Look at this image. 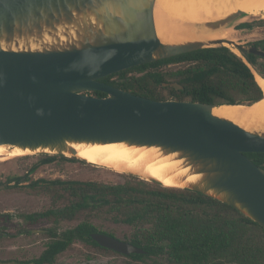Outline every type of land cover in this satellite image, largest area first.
<instances>
[{"label":"water","instance_id":"95a60500","mask_svg":"<svg viewBox=\"0 0 264 264\" xmlns=\"http://www.w3.org/2000/svg\"><path fill=\"white\" fill-rule=\"evenodd\" d=\"M155 4L0 0V146L67 157H79L74 146L80 144L158 147L162 155L181 160L179 170L187 168L178 177L187 183L175 188L227 203L264 228V168L246 155L264 152V130H249L216 115L213 109L224 104L155 100L101 80L148 62L227 46L225 42L240 53L264 57V50L245 49L233 39L164 42L157 34ZM245 16L239 9L194 26L209 34L232 30ZM93 91L107 95L88 93ZM91 237L126 256L146 252L103 232Z\"/></svg>","mask_w":264,"mask_h":264},{"label":"trees","instance_id":"16d2710c","mask_svg":"<svg viewBox=\"0 0 264 264\" xmlns=\"http://www.w3.org/2000/svg\"><path fill=\"white\" fill-rule=\"evenodd\" d=\"M253 25L252 22L241 23L246 28ZM261 43L264 44V41L256 42V45ZM244 58L256 66L260 57L246 54ZM245 60L229 47L221 45L137 65L101 80L155 100L168 99L158 93L161 87L168 89L169 96L178 100L250 105L262 100L264 93ZM176 62L187 63L185 68L173 74L176 82L183 86L182 89L165 87L164 82L168 81L160 70L161 66ZM132 71L145 74L129 76ZM114 77L117 78L113 80ZM93 93L101 97L107 95L101 91ZM246 155L264 168V152H249ZM57 159L87 162L76 157L43 153L30 171ZM21 179L20 176H12L9 180L19 184ZM40 183L60 186L67 192L70 203L64 208L28 214L25 217L29 222L36 223L40 218L51 216L73 219L81 211L107 208L113 221L136 229L131 238L125 241L146 252L127 256L134 261L164 257L168 264H264V228L233 206L201 192L159 184L157 187L150 184L144 187L139 184H105L61 178L32 180L28 185L36 187ZM93 232L115 236L99 230L88 220L60 234L49 230L52 239L47 242L41 255L29 262L53 264L57 256L76 240L123 255L100 246L91 237Z\"/></svg>","mask_w":264,"mask_h":264},{"label":"rangeland","instance_id":"374dc122","mask_svg":"<svg viewBox=\"0 0 264 264\" xmlns=\"http://www.w3.org/2000/svg\"><path fill=\"white\" fill-rule=\"evenodd\" d=\"M179 10L178 7H176ZM180 19L181 11L179 10ZM257 12V11H256ZM243 22H252L254 26L250 29L237 28ZM232 32L236 41L248 49L251 42L264 41V14L250 15L238 19ZM236 32V33H235ZM233 52L230 46L227 45ZM240 53V52H239ZM237 54V53H236ZM242 57V53L237 54ZM244 55V54H243ZM256 66L248 64L256 74L264 76V58H258ZM187 63H168L161 66L160 70L165 73L168 82H175L173 76L176 71L185 68ZM263 70V73L259 69ZM145 72L132 71L128 75H141ZM117 77H114L115 80ZM167 87V86H166ZM89 93V92H88ZM158 93L168 99L169 90L158 88ZM43 153L36 152L19 156L4 155L0 157V263L1 264H31L32 259L39 257L52 237L49 230L58 234L64 230L73 228L84 220H88L96 225L99 230L110 232L122 240H129L136 229L124 223L112 220V214L107 208L88 209L75 214L73 219H63L51 216L40 218L36 223H31L26 219V215L56 210L69 205L67 192L60 186L40 183L39 186H29L32 180L46 179L53 180L73 179L96 181L105 184H139L147 187L165 186L162 183L141 178L132 173H125L116 169L101 166L86 160L71 161L57 159L56 161L39 165L34 171L31 167L39 162ZM69 157V156H68ZM80 159L79 157H76ZM29 176L27 178V176ZM20 176L21 182L15 180L10 182V177ZM29 179V180H27ZM168 187V186H166ZM32 224V225H31ZM31 229H45L44 232H33ZM48 264V263H45ZM53 264H168L164 257L148 258L146 260L134 261L127 256L116 254L110 250H105L93 244L76 240L73 244L61 252Z\"/></svg>","mask_w":264,"mask_h":264},{"label":"bare ground","instance_id":"6f19581e","mask_svg":"<svg viewBox=\"0 0 264 264\" xmlns=\"http://www.w3.org/2000/svg\"><path fill=\"white\" fill-rule=\"evenodd\" d=\"M176 7L181 11L180 19L178 18L179 10ZM239 9L246 12L247 16L250 13L257 16L264 14V0H156L154 16L157 34L164 42H181L200 37L236 40L232 30L209 34L197 31L194 25L224 17ZM224 44L234 47L227 42ZM232 49L240 54L236 48ZM256 79L264 93V77L256 74ZM213 112L218 116L231 119L246 129L264 130V96L262 100L250 105L224 104L215 107ZM74 147L80 158L101 166L113 167L125 173L133 172L153 177L168 187H181L187 183L178 181V177L187 170V168L178 169L181 160L173 159L171 154L162 155L158 147L125 143L80 144ZM26 153L30 151L0 146V157L4 155L13 157ZM193 179H195L194 175L187 181Z\"/></svg>","mask_w":264,"mask_h":264},{"label":"flooded vegetation","instance_id":"af4514ba","mask_svg":"<svg viewBox=\"0 0 264 264\" xmlns=\"http://www.w3.org/2000/svg\"><path fill=\"white\" fill-rule=\"evenodd\" d=\"M244 23V22H243ZM250 23V22H249ZM254 26V25H253ZM237 28H239V29H250V28H246L245 26H241V24L240 25H238L237 26ZM256 42H260V40H258V41H253V42H251V44H250V46H256V47H258V48H260V49H262V47H264V44L263 43H261L260 45H256ZM263 44V45H262ZM249 46V47H250ZM231 48H235V47H232V46H230ZM262 50H264V49H262ZM244 55H246V54H251V53H246V52H242ZM260 57V56H259ZM261 58V57H260ZM264 58V57H263ZM176 63H179V62H176ZM260 70V72L261 73H263V70L260 68L259 69ZM108 83V82H107ZM173 83H175V82H164V86L166 87V86H172V87H175L174 85H173ZM110 84V83H109ZM180 85V84H179ZM176 88V87H175ZM176 89H178V88H176ZM94 92V91H93ZM93 92H89L90 94H93L94 95V93ZM102 92V91H101ZM32 230H34V229H31V231ZM43 230H45V229H43Z\"/></svg>","mask_w":264,"mask_h":264}]
</instances>
